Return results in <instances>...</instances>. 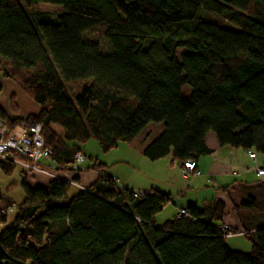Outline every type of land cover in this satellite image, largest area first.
Returning <instances> with one entry per match:
<instances>
[{
    "label": "trees",
    "instance_id": "obj_1",
    "mask_svg": "<svg viewBox=\"0 0 264 264\" xmlns=\"http://www.w3.org/2000/svg\"><path fill=\"white\" fill-rule=\"evenodd\" d=\"M41 4L62 14L29 13ZM98 26L109 54L83 39ZM0 76L39 107L24 124L40 126L45 160L62 173L80 171L70 165L88 140L105 154L151 123L162 131L143 142L150 162L196 164L212 153L209 134L219 147L264 155V0H0ZM0 120L21 123L1 109ZM14 168L0 160L3 174ZM91 169L97 180L70 199L61 178L46 187L21 178L0 264H264V182L227 195L241 226L229 230L252 245L242 254L224 243L221 201L207 218L188 206V218L156 225L168 196L119 187L97 160Z\"/></svg>",
    "mask_w": 264,
    "mask_h": 264
},
{
    "label": "crops",
    "instance_id": "obj_2",
    "mask_svg": "<svg viewBox=\"0 0 264 264\" xmlns=\"http://www.w3.org/2000/svg\"><path fill=\"white\" fill-rule=\"evenodd\" d=\"M0 84L2 87V92L0 93V99H1L0 109L5 113L7 118L10 117L11 113L8 114L7 112L8 101L4 100L7 99L4 93L8 92L9 89H10V94L12 93L16 96L15 103L17 105L19 117L20 115L27 117L29 115L34 116L38 114L39 108L37 107V105H35L33 102H28L29 100L27 101L19 93L17 94L15 88L10 87L8 84H6L7 86H3L2 83ZM205 145L209 150L212 151V153L210 155L200 157L196 161V168L200 173V175L197 177H190L188 179H184L182 177L181 168L178 166L177 163L175 165H177L178 170L174 168V163L171 162L170 156L163 158L159 161L152 162V163H160L157 164L159 165L157 166L158 169L161 170L159 171L160 173L159 174L157 173L158 175L145 178L146 180L141 182L140 184L132 183V181L126 178L124 174L120 172L118 173L116 170H113V168L111 170L105 166L106 168L104 171L105 172L107 171L108 172L107 175L111 178H114L117 181V183L120 185V187L127 189L129 191L139 192V193L158 191L161 194L168 196L170 198L169 203H172V205L176 209L175 216H177L178 212L181 209L187 208L188 206H194L198 209L200 214H203L202 215L204 216L203 218H207L210 214L212 203H214L215 201H221L224 204L225 215L229 212L234 214L231 204L227 198V195L232 191L236 190L237 188L250 187L255 182H264V178L258 177L256 174H254V172H250V169L252 170L253 168L264 169V158H258L256 155L255 159L252 160L248 157V152L231 149L229 147H219L212 134H209L207 136ZM135 152L139 155V157L140 156L143 157L141 155V149ZM139 163H144V162L139 158L137 164L139 165ZM41 165L45 168L48 167V170L53 174V170L51 169H54V166L49 161ZM77 169L80 170L77 172L85 171V169L87 171L92 170L91 168H82L80 166ZM21 171H22V173L20 172L21 178L24 174V177H26L25 181L27 182V178L30 176L36 187L38 185H40L39 187H46V185L50 182V180L53 179L49 176H45L39 173L26 174L25 170L23 169ZM166 172L174 173V176L177 177L176 180L175 179L171 180L172 178H175L174 176L172 178L169 176L164 177V173ZM58 173L65 175L72 172H66V173L58 172ZM179 174H181V177L178 176ZM178 177H180L179 178L180 181H188V183L186 184V190L183 189V191L178 193L179 194L178 197L172 198L170 196L169 189L172 186L175 187L174 184H176V182L178 181ZM71 178L72 179H65L61 177V179H63L66 182H71L73 179H75V184L77 186L74 187L78 188V193L82 191V189H86L85 187H80L78 176L72 174ZM162 179L164 180L162 181ZM35 186H31V187H35ZM179 190H181V188ZM0 203L4 204L3 207H5L6 204L10 202L4 200L3 198L2 199L0 198ZM154 223H155V218H154ZM238 223L239 222H237L236 225L240 226V224ZM221 225L227 227L228 229H232V230L237 229L236 226L232 225L231 227L225 224L224 217Z\"/></svg>",
    "mask_w": 264,
    "mask_h": 264
},
{
    "label": "rangeland",
    "instance_id": "obj_3",
    "mask_svg": "<svg viewBox=\"0 0 264 264\" xmlns=\"http://www.w3.org/2000/svg\"><path fill=\"white\" fill-rule=\"evenodd\" d=\"M31 15H36L38 13L46 14L50 19L56 20L59 18V16L62 14L60 7L57 6H49V5H38L37 7L31 9L29 11ZM83 39L85 42L96 44L99 48V51L103 54H109L111 52L110 45L108 44L106 37H105V28L103 26H98L95 28H92L91 30L86 31L83 33ZM5 81V82H4ZM0 83H2L3 86H7L8 84L10 87L15 88L17 94L19 93L22 97H24L28 102H32L11 80L3 79L0 76ZM2 92V87L0 84V93ZM7 97L8 101V109L7 112L10 114V117H6L8 121L13 120H19L21 123L24 124V121L30 116H18V109L17 105L15 103L16 96L14 94H10V89L8 92L4 93ZM20 99V98H19ZM1 100V99H0ZM3 100V99H2ZM18 100V99H17ZM21 101V100H20ZM6 103V102H4ZM38 107V106H37ZM39 108V107H38ZM5 114V113H4ZM6 116V115H5ZM26 126V125H25ZM58 130V129H57ZM162 131V124L160 123H151L145 127V129L133 140V142L130 144H119L115 149L103 154L100 151V148L96 141L90 139L88 140L82 147L83 156H85V161L80 165L82 168H91L93 165L94 160H97L98 163L108 167L109 169L116 170L118 173H122L126 176V178L130 179L132 183L140 184L141 182L145 181L147 177L158 175L161 171L158 169L157 164L160 163H152L146 160L143 157H139V155L135 152L142 148L143 142L146 137H149L150 139H153L156 137L160 132ZM135 150V151H134ZM256 157V156H255ZM258 158H264V155H257ZM143 160L144 163L137 164V161ZM47 161L42 160L41 164H45ZM127 162V163H125ZM105 167V168H106ZM174 168H178L177 165L174 164ZM250 169V168H249ZM262 169V168H261ZM22 168L15 165L14 170L9 175H5L0 171V198L7 200L9 202H12L16 205H19L24 200V194L20 185ZM45 170H48V167L45 168ZM53 170V175L57 176L58 178H65V179H72V174L79 177V185L80 187L88 188L90 187L99 177L100 172L92 171V170H86L81 172H72L69 174L62 175L58 173L59 171L55 172V168L51 169ZM178 170V169H177ZM264 171V169H262ZM49 171V170H48ZM50 172V171H49ZM107 172V171H106ZM105 173V175L108 174V172ZM165 172V171H164ZM250 172H254L250 169ZM28 174V172H25ZM158 173V174H157ZM52 174V173H51ZM255 174V173H254ZM43 175V174H42ZM108 176V175H107ZM161 176V175H160ZM169 176L173 177L174 173L172 172H166L164 173V177ZM178 176L181 177V174ZM24 177V174L23 176ZM175 177V176H174ZM178 177V181L176 182L175 187H171L169 189L170 196L172 198L178 197V193L181 191L186 190V184L188 181H180ZM261 178H264V173ZM26 177H24L25 179ZM177 177L172 178L171 180H176ZM164 179H162L163 181ZM116 181V180H115ZM27 182L30 186H35L33 183L32 178L29 176L27 178ZM69 183V182H68ZM70 184V183H69ZM116 184L120 187V185ZM164 185V183H163ZM40 186V185H38ZM36 187V186H35ZM124 187V186H123ZM164 187V186H163ZM181 188V190H179ZM164 189V188H163ZM166 189V188H165ZM78 193V188L72 186L70 184L69 189L67 190L66 198L70 199L74 195ZM139 193V192H136ZM1 206H4V204L0 203ZM4 208V207H2ZM13 209V208H12ZM175 207L172 205V203H168L166 206L163 207L161 212H159L155 217V223L157 225H163L164 223L170 221L175 216ZM14 212L8 213L7 221L5 224L0 226V231L4 228L9 227L14 218ZM178 215V214H177ZM237 218L234 214L231 212L224 214V223L231 226H236L238 233L241 231V226L236 225L237 224ZM240 224V223H238ZM225 245L233 252H238L242 254H249L252 249L251 242L244 237L242 234H236L226 237L224 239Z\"/></svg>",
    "mask_w": 264,
    "mask_h": 264
},
{
    "label": "built area",
    "instance_id": "obj_4",
    "mask_svg": "<svg viewBox=\"0 0 264 264\" xmlns=\"http://www.w3.org/2000/svg\"><path fill=\"white\" fill-rule=\"evenodd\" d=\"M50 153V149L44 145L40 135L39 125L34 124L27 127L20 124L10 130L6 122L0 120V160L10 161L28 173H39L51 178H57V176L45 170V167L41 165V161L48 158ZM248 157L252 160L255 159V155L251 152H248ZM83 162L84 157L81 154H77L70 168L77 169ZM180 168L184 179L200 175L194 161H186L181 164ZM252 170L258 177L262 176L264 173L261 168H253ZM69 183L73 186H77L75 183ZM82 190L86 191L87 189ZM15 209L16 206L12 203L9 206L1 208L0 213L8 214ZM177 216L188 218V213L185 209H181ZM219 230L225 238L232 236L230 230L225 226H220Z\"/></svg>",
    "mask_w": 264,
    "mask_h": 264
}]
</instances>
